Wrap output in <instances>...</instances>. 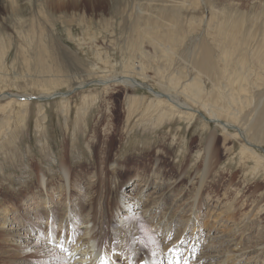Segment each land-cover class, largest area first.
Segmentation results:
<instances>
[{
    "label": "rangeland",
    "instance_id": "rangeland-1",
    "mask_svg": "<svg viewBox=\"0 0 264 264\" xmlns=\"http://www.w3.org/2000/svg\"><path fill=\"white\" fill-rule=\"evenodd\" d=\"M29 1L22 0V5L27 6ZM31 2L32 9L26 16L0 13V97L6 93L44 97L40 96L44 91L38 88L41 84L36 82L40 79H45L51 88L55 84L62 86L50 91L56 97L28 101L29 104L24 107L20 106L19 100L15 99L11 104L7 98L1 97L0 225L3 223L4 230H13L21 237L7 241L0 230V264L7 263L4 251L13 244L32 245V241L38 243L37 237L55 244L57 241L47 231L52 230V216L48 217L49 214L56 209L59 215L76 218L72 210L83 199L87 201L86 211L92 208L95 212L101 247L118 249L124 243V248H131L136 239L142 238L144 246L140 248L139 257L155 254V242L148 235L154 236L156 228H153L148 214L146 217L139 215L135 222H130L133 232L125 236L117 232L112 220L120 196L131 194L134 176L138 173L142 175L144 171L152 173L151 169L168 181L158 195L176 184L179 193L184 194L182 203L177 207L184 206L185 209L180 208L177 223L169 226V222H166V226L171 227L173 238L182 235L187 237V241L192 239L191 248L199 237L197 242L203 243L199 247L201 250L210 247V252L222 249L216 252L221 254L220 258L215 259L214 263L217 264H254V261H258L255 264H262L264 254L258 260L252 254L240 257L236 253L228 261L223 256V246L229 244L230 249L237 251L240 246L236 244L239 242L253 250L257 239L264 235V212L261 214L263 224H259L257 208L262 201L261 205H264V166L242 154L240 145L244 141L240 138L239 141L230 139L224 145L222 130L218 129L215 140L218 157L214 167L209 169L206 144L216 127L207 122L204 113H197L194 118L174 110L166 114L162 110L156 113L151 106L154 98L145 90L89 83L95 84L101 78L96 75L98 71L111 68L121 71L127 64L143 66L145 73L153 77L155 83H165L169 77H175L181 83L191 82L198 75L193 60L206 41L216 67L212 78L218 90L239 95L235 97L241 98L245 107L253 108L258 104L259 94H264V79L260 76H264V0H118L119 6L109 5V2L90 5L83 0L80 7L70 6V0H59V4H68L62 9L56 6L53 9L43 0ZM165 2L168 6L163 10L161 5ZM134 5L138 7L137 11ZM176 5H182L179 14L174 12L178 18L171 12ZM155 6L160 10L154 9ZM140 10L143 11L140 13ZM203 15L206 18L213 16V23L219 27L227 26L229 32L233 28L238 35L236 40L228 42L227 35L220 37L218 28L210 29L215 33L214 42L205 40V34L209 31L207 26L203 24L200 28L198 23H190L193 16ZM87 27L96 36L91 43L79 40ZM171 27H174V31ZM44 47L47 51H42L47 56L45 54L42 60L41 57L36 59L34 54ZM222 50L226 52L224 56L220 54ZM98 52L104 57L98 56ZM24 54L27 56H22ZM55 54L60 55L58 58L62 61L65 60L68 68H63ZM103 60L110 63L106 64ZM161 72L164 80L158 77ZM49 74L53 78L45 77ZM207 78L204 75L201 79L205 92H216ZM77 79H84L87 84L85 89L76 90L63 98L61 93L73 90ZM153 91L162 92L156 86ZM141 97L144 98L142 102L135 101L138 98L141 100ZM216 97L220 100L219 93H216ZM162 101H166V98L163 97ZM258 144L261 149L257 148V152L264 154V144ZM124 169L126 171L123 172ZM42 176L45 177L49 195L40 185ZM70 184L78 187L77 191L73 189L72 198ZM89 185L92 187L88 190ZM79 186L84 188L80 189ZM29 191L34 194L25 197L24 192ZM157 191L158 188L149 187L146 198H150L149 193ZM42 195L44 198L41 199ZM171 200L174 203L171 201L170 204L174 205L177 197ZM190 206H193L194 215V221H191L196 227L187 221L188 214H191ZM177 207L173 208L175 213ZM160 208L166 212L165 206ZM5 209L8 214H5ZM105 213L110 220V233L106 239L100 225L102 219L99 221ZM37 214L42 215L41 222ZM30 224L39 231H29ZM92 224L86 226L92 228ZM38 225L44 228L40 229ZM238 225L244 226L240 229ZM52 227L61 230V237L63 230H68L60 224V220ZM158 236L164 241V237ZM64 239L59 241L57 255L63 254L62 250L68 254L72 249V245ZM246 239L248 243L244 242ZM83 251L78 247L73 253H77L75 256L78 257ZM86 254L89 253L83 252V256ZM68 257L63 258L66 260ZM23 258L18 262H46L38 260L34 254H26ZM76 261L77 258L73 263L76 264ZM117 262L124 264L121 260ZM58 263L61 264L59 261L55 264Z\"/></svg>",
    "mask_w": 264,
    "mask_h": 264
},
{
    "label": "bare ground",
    "instance_id": "bare-ground-1",
    "mask_svg": "<svg viewBox=\"0 0 264 264\" xmlns=\"http://www.w3.org/2000/svg\"><path fill=\"white\" fill-rule=\"evenodd\" d=\"M43 1L46 5L53 7V9L55 8V6L58 9H60V8L62 9L68 5V4L62 5V3L59 4V2H58L59 0H43ZM82 1L83 0H70L69 5L73 6V7H77V6L80 7ZM86 1L90 5H94L95 3H98V2H109L108 3L109 5H111V3H112V5L119 6L118 0H86ZM149 1H153V0H149ZM195 1H197V0H195ZM235 1H237V0H233V2H235ZM258 1H261V0H258ZM57 2H58V4H56ZM259 4L261 5V3L258 2V5ZM138 6H140V2H138ZM167 6H168V4H167V2H165L164 4L161 5V9L166 10ZM170 6H172V4H170ZM181 7H182V5H176L173 7L171 12L173 14H174V12L179 14V9ZM133 8L136 11L138 10V7H136L135 5L133 6ZM187 8H189V7H187ZM253 8H256V7H253ZM31 9H32L31 0L28 2L27 6L22 5V0H0V13L2 11L6 14H12V15H15L17 17L18 16L23 17V16L28 15V12H30ZM154 9L160 10V8H157V6H155ZM142 11L143 10H140V13ZM174 17L178 18L179 16L174 14ZM190 23L191 24L198 23V26H200V28H201V25L205 24L209 31L205 34L204 39L208 40L209 42H214L213 37H215V33L213 34L212 31H210V29L215 30L218 28L220 31L218 33L219 36L225 37L227 35L228 38L226 40L228 42L235 41L237 36H238L236 31L233 28H232V32H229V28L227 26H221V27L216 26L215 23H213V16H211L210 18L209 17L206 18L205 15L199 16V17L193 16L190 19ZM0 28H2L1 25H0ZM135 29L137 30V28H135ZM171 30L174 31V27H171ZM132 37H133V35H132ZM79 40L83 41V43H85V42L91 43V42H93V40H96V36L92 32V30L89 27H87L83 38H79ZM202 45H200V47L201 46L202 47L200 48V50H198L197 58L193 60L194 66L198 70V72H197L198 75H197L196 79H194L191 82L186 81L185 83H181L177 78L169 77V79L166 80L165 83H163V81L155 83V80L153 79V77L151 78L149 75H147L145 73V68L143 66L139 67V65H137L138 66L137 67V66H135V64H127L126 63L127 65H126L125 69H123V70L121 69V71H116L113 68H111L109 70L106 69L107 71H101V70L98 71L96 73V75L98 77H101V78L99 80H96L95 84H92L94 82H91L89 84L90 85H101L104 87H108V86L114 84L117 86L118 85H121L123 87L125 86V87L131 88V89L145 90L149 94H151L152 97L154 98L152 103H151V106L153 107L152 111H154L156 113L158 112V110H162V112L165 111V114L167 111L174 110V111H177L179 113L187 115L186 117H189V118H194V116L196 117L197 113H204L206 115L207 122L213 123L216 127L215 131L211 134V136L209 137V140L207 141V144H206V149H207V154H208V159H207L206 164L208 165L209 169L214 167L213 166L214 161H215L216 157H218L217 156L218 151L215 147V140L217 137V133L219 132L218 129L222 130V133H223L222 136L224 138V145H226V143H228L230 139H237V141H239V138H240L241 140L244 141L240 145V146H242V154L244 156L248 155V157H250L251 159L255 160L256 162H258L259 164L264 166V154H260L259 152H257V150H258L257 148L261 149V147L258 146L259 145L258 143L264 144V94H259L261 96L258 95L259 96L258 104L252 108L251 106L245 107L244 103L241 101V98L235 97V96H239V95H235V93H223L221 90H218L217 84L214 83L216 81L214 78H212L213 74H214V70L216 69V67H215V64L213 61L211 49H210L209 45L206 44V41L203 42ZM51 49H54V48L51 47ZM42 50L47 51V49L45 48V49H41L40 52L35 53L34 55H35L36 59H37V57H41L40 60H42L43 58H45L44 57L45 54L47 56V53L43 52ZM48 51H50V48L48 49ZM51 51H54V50H51ZM21 52H23V51H21ZM100 52H98L97 55L100 57L101 56L104 57L103 54ZM225 53L226 52L223 50H222V52H220V54H222L223 56L225 55ZM19 54H20V52H19ZM62 54H63V52L61 53V55ZM27 55H28V53H27ZM27 55L24 54L22 56L26 57ZM55 55H57V54H55ZM54 57L56 59V56H54ZM58 57H60V55H57L56 60L61 65H63V68H68V66L64 62L65 60L62 61ZM192 57H194V56H192ZM103 62H105L106 64L110 63L109 60H103ZM109 67H111V66H109ZM104 68H103V70H104ZM158 73H159V71H158ZM162 74L163 73L161 72V75L159 74L158 77H161L164 80L165 77ZM204 75H206L208 77L207 79L211 81V83L213 84V87H214V91H216V92H214V93L213 92H209V93L205 92L206 89H205V86L203 85L202 80H201ZM29 76H31V75H29ZM260 76L262 79H264L263 75H260ZM45 77L46 78H53V76L50 74L45 76ZM15 79L17 80V78H15ZM32 79H34L33 76H32ZM40 80H43V79H40ZM40 80H38L36 82L37 83L39 82L41 84V86L40 87L38 86V88H41L44 91L40 95V96H44V97L36 98L35 96L29 95V94H24L23 96H21V95L19 96L17 94L12 95L10 93H6L5 95H2L1 97L7 98L9 100L8 103L15 101V99L19 100L20 101L19 103H21L20 106H22V107L29 104L28 101L29 102L32 100L34 101V98L39 99V101H42V100L52 99V98L56 97V94H54V92H50V91L53 88L59 87V86L61 87L62 85L61 84H55V86L53 88H51V85L47 84V82H45V79L43 80V82H40ZM84 82H85L84 79H81V80L77 79V81L75 83L77 85L73 90L71 89V90H69L70 92L61 93L63 95V98H67V96H69L70 94L75 92L77 89H82V88L85 89V85H87V84H85ZM149 83H150V85H149ZM67 86H68V84H67ZM155 86L160 88V90L162 92H160V91L154 92L153 90L155 89ZM234 91H235V89L232 88V92H234ZM164 93H165V95H164ZM216 93L220 94V100H219V98L216 97ZM156 96H159V97L155 98ZM240 96H241V93H240ZM1 97H0V100H1ZM163 97L166 98V101H162ZM249 97H251V96H249ZM28 99H30V100H28ZM143 99L144 98L141 97V100H140V98H138V100H135V101H137V102L141 101L142 102ZM7 106L5 108H7ZM1 108H3V107H1ZM7 109H6V111H7ZM130 109H132V108H130ZM145 111H147V110H145ZM130 112H131V110H130ZM147 112H150V111H147ZM160 115L162 116V113ZM220 136H221V134H220ZM1 137H3V136H1ZM1 137H0V139H2ZM254 146L256 148H254ZM253 164H255V163H253ZM118 168L119 167H117V169ZM153 170L154 169L150 170V172H152V173H148V172L144 171L142 175L138 173L134 176L135 179L133 181H131L132 182L131 186L134 185L133 188L131 189V194H126V195L120 196V198L116 204V207L114 209L115 212H114V215L112 217V220H113L114 228L117 229V232L119 231V233H122L121 235L125 236V235H130L133 232L132 223H130V222H132V221L135 222V218H137L139 215H141L142 217H146V215L148 214L149 218L151 217L150 219L153 221V222L151 221V223H153L152 224L153 228L154 227L156 228V231H155L156 234H154V236H156V237H154L152 235L151 236L148 235L150 240H153L152 242H155L154 243L155 244V250H156L155 254L143 255V256L139 257V251L141 250L140 248L142 247V245L144 246L142 238L140 240L136 239L139 236H135L136 240H135V242H133L134 244L131 248H126V247L124 248L123 247L124 243H122V245H120L118 247V249L114 248V247H110V246H107L104 248L101 247L102 241H100V243L98 242L97 231L99 230V228H98L99 224H97V225L95 224V223H98L97 219L94 215L95 212L92 208L89 209V211H86L85 204L87 201H86V199L85 200L83 199L82 201H80V203H78V207H76V208H74V210H72V212L74 211L76 213V218L71 217V215L66 217L65 216L66 214L65 215L64 214L59 215L55 212V211H57L56 209H54L51 212V215L49 214L48 217L52 216V220H51L52 224L50 225V229H52V230H47V231H48V233H50L49 236L53 240L57 241V242H55V244L52 245L49 240L48 241L47 240H40V238L37 237L36 239H37L38 243H35V242L33 243V241H32V245L28 244V245H24V246L23 245L15 246L13 244L9 248L5 247L6 250L4 251V255H3L4 257L7 258V263H5V264H22L21 261L18 262L19 261L18 259L26 257V254H29V255L34 254V257H36L38 260L43 259V261H46L45 264H51V262H54V264H55L58 261L61 262V264H75V263H73L75 258H77L76 264H85V263H87V264H119L117 262L119 260H121L124 264H172L173 263L172 259H174L177 256L180 257L182 264H186L188 262V260L190 261L189 264H217V263H214L215 259H217L218 257L220 258L221 254L216 253V252H220L222 249L218 250V251L214 250V251L210 252L209 251V250H211L210 249L211 247H210L208 249L203 248V250H201V248H199V247L202 246L203 243H201L202 241L197 242V240H199V237H198L197 239L194 240L193 246L191 247V251L189 253L188 250H189V246L191 244L192 239H190V241H187L188 240L187 237L182 236L180 234H178V235H180L179 238H178V236H177V238L172 237L173 235H171V232H172L171 227L168 228V226H166V222H169V226H172L170 224H173L174 222L177 221V217L180 215V208L184 207V206L177 207V205L179 203H182L183 198H184V194H183V192L179 193V189L177 188V184L176 185L174 184L175 186H171L166 192H163L160 195H158L160 193V191L163 190V186L165 184H168V181L163 180L164 177L161 176L160 173L153 172ZM124 171H126V170L124 169L123 172ZM68 178L69 177L67 174L66 179L68 180ZM40 185H41V187L45 188L46 193L49 195L50 192H49L48 187H46V182H45L44 176H42V181H41ZM90 186L91 185L88 186V190H89ZM149 187L150 188H152V187L158 188V191L149 193L150 198L147 199L146 198L147 194H145V193H147ZM83 188L84 187H80V189H83ZM69 189L71 191V193H70V197H71L72 193L75 192V190H73V189H76V191H77L78 187H76L74 184L73 185L70 184ZM67 190H68V187H67ZM32 191H33V189H32ZM30 194L33 195L34 192L33 193H31V191H29L28 193L24 192L25 197H27ZM172 197H177V200H176L174 205L170 204L171 201H173V203H174V200H171ZM42 198H44L43 195L41 196V199ZM261 203L258 204L259 206H257L258 214L260 216L259 224L262 223L261 214L264 212V205H261ZM194 205L195 204H193V206ZM163 206H165L164 210L166 212H163L161 210L160 207H163ZM175 206L178 208L176 213L173 211V208ZM193 206L192 207L190 206L191 207V210H190L191 214H188V218H187L188 223H189V221H191L194 218V215L192 213ZM201 206H202V204H201ZM184 209H185V207H184ZM4 211H5V214H8L7 209H5ZM4 211H2V212H4ZM35 212H38V210ZM41 216L42 215L37 214L39 221H40V219H43ZM101 219H102V222L100 225L102 227V230L105 232L104 236L106 239V237L109 236L108 234L110 233L109 225H108L110 220L107 217L106 213L100 216L99 221ZM163 219H167V220L163 221ZM59 220H60L61 225H65L66 228H68L67 231L65 230L66 232H64V230L62 229L63 230V237L65 238L64 240L66 242L68 241L70 243V246L72 245V249L70 252H68V254L65 253L63 250L61 251V252H63V254L62 253L59 255L56 254L58 252V248L60 247V245H58L59 241L62 240L63 237H61L62 232H59L61 230L57 229V228H53L52 226L54 224H56V222ZM195 220L198 221L200 219L196 218ZM193 221H194V219H193ZM193 221H191V226L194 225L196 227V224H194V223L192 224ZM244 222H246V220ZM90 223H93L92 228H88L86 226L87 224H90ZM32 224H30L31 229H28V230L29 231H39V230H36L35 225L33 227ZM79 225H81L80 228H82V231L78 227ZM163 225H165V226H163ZM38 226H40V229H41L42 226L41 225H38ZM199 226L201 227V224H199ZM238 226H240V229H241V227L244 225H242V226L238 225ZM3 227L4 226L2 223V226L0 225V230H2L3 235L6 238L5 240L8 241V239L13 240V239H16V237H21L20 234L15 233L13 230H9V231L4 230ZM70 227H73V228L71 229ZM43 228L44 227H42V229ZM73 229H74V231H72ZM263 229H264V225H263ZM12 231H13V233H12ZM158 235H161V237H164V241L161 240ZM200 235H201V233H200ZM243 236H245V234ZM206 239H208V238H206ZM223 239H225V238H223ZM2 240H3V238H2ZM247 240L248 239L244 240V242ZM94 242H95V245H93ZM137 243H139V246H137ZM227 243H229V242H227ZM246 243H248V241ZM221 246H223V245H221ZM236 246L237 247L240 246V248L237 251H235L236 249L235 250L230 249L229 244L223 246V247H225V250H223V252H224L223 256L226 258V261H228L231 258H234L236 253H239L240 257H244V256L247 257L248 255L252 254V255H255V257L253 256L254 259L258 260L261 257V255L264 254V235H261L259 237V239H257V245L254 247L253 250H251L250 247L246 248L245 244H243V243L239 244V242H238V244H236ZM78 247H81L82 251L85 248H87L83 252H87L90 255L86 254L87 256H83V252H82L81 255H79L78 257L75 256L78 254L73 253V250H75V248H78ZM206 247H208V246L206 245ZM33 248L36 251L33 250ZM52 251H54L55 253H53ZM181 251H183L184 253L181 254ZM243 252H244V254H243ZM151 253H153V252H151ZM63 255H66V256H63ZM188 255L190 256V259H188V257H187ZM198 255H200V256H198ZM14 257L17 259H13ZM63 257H68V258H66V260H64ZM83 259H86V261L85 262L82 261ZM209 261H210V263H209ZM257 262L258 261H254L253 263L255 264ZM37 264H39V263H37ZM262 264H264V260H262Z\"/></svg>",
    "mask_w": 264,
    "mask_h": 264
},
{
    "label": "water",
    "instance_id": "water-1",
    "mask_svg": "<svg viewBox=\"0 0 264 264\" xmlns=\"http://www.w3.org/2000/svg\"><path fill=\"white\" fill-rule=\"evenodd\" d=\"M77 90H79V89H77ZM59 96V95H58ZM39 100V99H38ZM42 100V99H41Z\"/></svg>",
    "mask_w": 264,
    "mask_h": 264
}]
</instances>
